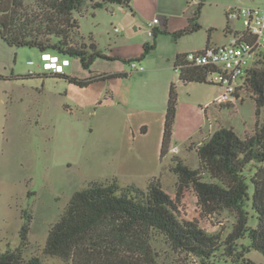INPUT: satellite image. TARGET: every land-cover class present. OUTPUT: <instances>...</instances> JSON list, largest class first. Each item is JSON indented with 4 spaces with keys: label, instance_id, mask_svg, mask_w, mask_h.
<instances>
[{
    "label": "trees",
    "instance_id": "obj_1",
    "mask_svg": "<svg viewBox=\"0 0 264 264\" xmlns=\"http://www.w3.org/2000/svg\"><path fill=\"white\" fill-rule=\"evenodd\" d=\"M205 1L199 4L196 17ZM89 2L93 0H0V38L11 46L36 48L41 54L78 58L86 69L98 58L120 59L108 56L94 42L75 39L80 27L76 13L82 14ZM107 3L130 6V0H101L91 6L97 9ZM199 27L191 21L186 28L170 34L177 39ZM154 46L146 45L139 58L122 60L130 63L145 58ZM175 69L185 82L212 83L209 76L214 69L188 64L182 56H178ZM36 75L63 77L74 85L87 87L100 80L127 77L129 72H96L80 78L66 72L44 71L0 78ZM245 88L255 101V115H260L264 110V55L254 62L238 95ZM178 103L173 83L165 113L162 158L171 147ZM196 151L198 167H191L180 158L171 167L177 177L174 193L156 177L145 189L134 184L121 186L112 180L92 182L74 192L64 213L49 230L45 254L69 264H159L154 240L161 236L174 251L195 257L202 264H214L216 259L233 264H264L248 255L251 251L264 255V122L257 120L254 133L245 137L232 127L220 126L201 140ZM190 193L196 197L197 216L209 217L223 211L234 216L235 222L226 236L207 231L197 216L187 217ZM23 217L21 245L1 252L0 264H44L38 256L23 255L32 223L30 214L24 213Z\"/></svg>",
    "mask_w": 264,
    "mask_h": 264
},
{
    "label": "rangeland",
    "instance_id": "obj_2",
    "mask_svg": "<svg viewBox=\"0 0 264 264\" xmlns=\"http://www.w3.org/2000/svg\"><path fill=\"white\" fill-rule=\"evenodd\" d=\"M230 4L262 7L264 0H231ZM89 6L92 13L87 17L76 13L85 32L98 25L94 11L98 12L99 19L108 16L100 9L102 7L94 10L91 4ZM233 21L240 29L244 28L242 21ZM69 60L71 65L64 66V72L80 78L88 77L95 69L114 68L103 59H98L88 69L78 58L69 57ZM42 62L38 49L11 46L0 38V75L44 73ZM123 66L128 72V67L131 69L127 62ZM139 74L129 72L127 77L113 79L132 77L133 81ZM206 84L193 85L198 92L191 96L183 89L182 110L174 126L178 153L163 158L161 166L155 131L148 137L151 143L146 155L141 156L134 150L131 130L135 128L134 118L140 117L136 113L153 109L163 101L153 84L138 92L133 90L130 97L133 101L119 103L115 97L97 98V86L80 87L63 77L0 78V253L21 245L20 230L25 223L23 214L27 213L32 223L23 255L26 258L38 256L44 264H69L45 254L44 247L51 226L64 213L74 192L92 182L112 180H117L121 186L134 184L145 189L150 179L156 177L162 178L164 186L174 193L177 177L171 167L176 159L196 168L200 165L196 147L218 127H232L245 137L254 133L257 120L264 122L263 109L260 115H255L256 104L248 88L235 103H223L224 106L215 110L213 101L216 100L212 99L209 104L206 101L210 94L218 97L221 88ZM134 156L138 158L135 163ZM187 204V217L197 216L194 194L190 193ZM197 218L207 231H219L223 236L231 231L235 222L227 211ZM154 247L159 254V264H202L195 257L174 251L161 236L155 238ZM248 255L256 262H264V255L257 251ZM214 264L233 262L216 259Z\"/></svg>",
    "mask_w": 264,
    "mask_h": 264
},
{
    "label": "crops",
    "instance_id": "obj_3",
    "mask_svg": "<svg viewBox=\"0 0 264 264\" xmlns=\"http://www.w3.org/2000/svg\"><path fill=\"white\" fill-rule=\"evenodd\" d=\"M97 1L101 0H93V2ZM93 2L87 4L81 17H87L88 14L92 13L89 5ZM230 2L231 0H206L196 17L199 3L195 0H130V6L110 3L105 5L104 8H100L108 14L107 17H102V19H99L98 12L94 11L98 25L87 32L83 30V25L79 20V34L75 37L77 41L87 44L94 42L96 47L108 56L120 58L115 60L103 59L114 68L95 69L88 76L96 72L126 71L122 59L139 58L146 45H155L145 58L135 60L145 67L143 71L132 70L128 67L130 74L140 73L137 78H134L135 80L132 81V77L109 79L96 82L87 86V88L97 86V98L101 96H103V99L115 97L121 103V100H128L129 102L134 100L130 98L133 90L136 92L141 91L149 84L155 86L163 101L153 109H145L136 113L135 115L140 117L134 118L135 128L132 127L131 130L134 150L139 151L141 156L146 155L147 148L151 143L148 137L153 130L155 131V143L160 147L158 157L162 162L161 166L164 163L163 158L165 160L166 157L171 158L178 153V148L174 142V131L170 150L166 156L161 157L165 113L171 85L175 83L179 92L177 115L182 110L181 101L183 94H185L183 89L186 88L189 91L186 94L191 96L198 92L196 87H192L193 85H207L206 83L181 82L183 80L179 78V72L175 69L176 60L178 56H182V61H185L184 55L191 51H202L208 46L228 44L234 34L244 30V28L240 29L237 26V22L229 21L226 18V12L231 7ZM154 18H158L159 21L154 26L155 34L150 36L147 32V24ZM191 21L198 23L200 27L192 33L177 39L172 37L170 32H177L186 28ZM89 22H92V20L89 19ZM113 26L114 29H112ZM116 28H119V31H116ZM98 59L93 62L92 67ZM117 63H122V65ZM70 65L71 62L68 66ZM134 85L135 88L133 89ZM216 97L210 94L206 102L209 104L212 99L217 100L218 97ZM213 102L215 103H213L215 110L222 107V104L216 101ZM137 160L136 156L132 157L133 163ZM139 165H142V163L139 162Z\"/></svg>",
    "mask_w": 264,
    "mask_h": 264
},
{
    "label": "built area",
    "instance_id": "obj_4",
    "mask_svg": "<svg viewBox=\"0 0 264 264\" xmlns=\"http://www.w3.org/2000/svg\"><path fill=\"white\" fill-rule=\"evenodd\" d=\"M195 1L200 4L203 0ZM226 16L229 21H242L244 30L234 34L228 44L208 46L202 51H191L184 55V60L188 64L214 69L209 80L221 88L216 100L219 104L235 103L240 98L239 88L244 86L254 62L264 55V6H231ZM158 21V18H154L147 24L150 36L155 34L154 26ZM116 31H119V28H116ZM41 59L42 68L47 72H64V66L70 64L68 58L61 59L51 53L41 54ZM29 63L32 65L34 61ZM129 64L132 70L145 69L135 60Z\"/></svg>",
    "mask_w": 264,
    "mask_h": 264
},
{
    "label": "water",
    "instance_id": "obj_5",
    "mask_svg": "<svg viewBox=\"0 0 264 264\" xmlns=\"http://www.w3.org/2000/svg\"><path fill=\"white\" fill-rule=\"evenodd\" d=\"M181 82H184V81H181Z\"/></svg>",
    "mask_w": 264,
    "mask_h": 264
}]
</instances>
